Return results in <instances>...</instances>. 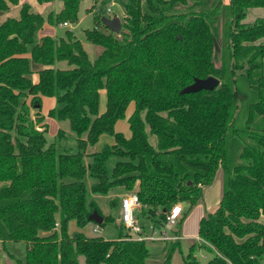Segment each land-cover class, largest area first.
<instances>
[{"label": "trees", "instance_id": "trees-1", "mask_svg": "<svg viewBox=\"0 0 264 264\" xmlns=\"http://www.w3.org/2000/svg\"><path fill=\"white\" fill-rule=\"evenodd\" d=\"M61 1L59 12L43 14L30 2L0 0V12L20 7L19 18L0 22L3 246L26 243L25 264H154L148 242L129 239L123 224L114 240L70 233L72 221L81 230L94 223L95 211L104 219L100 228L115 220L89 202L87 178L95 196L115 188L137 193L143 208L136 219L144 231L163 227L166 212L184 205L174 231L180 237L221 171V201L201 219L200 241L184 263L202 264L195 256L200 248L212 255L206 264H264V18L244 23L247 11L264 8V0H126L119 33L100 16L84 31L102 48L94 61L71 29L35 42L46 24L79 23L85 0ZM29 52L44 67L37 83ZM61 62L69 68H58ZM210 76L220 80L214 90L182 93ZM43 97L56 99L48 117L70 123L77 152L62 148L63 130L48 142ZM132 103L126 138L115 126ZM102 135L115 143L88 154ZM120 205V197L110 202L112 209ZM163 242L161 264H172L181 241Z\"/></svg>", "mask_w": 264, "mask_h": 264}, {"label": "rangeland", "instance_id": "rangeland-1", "mask_svg": "<svg viewBox=\"0 0 264 264\" xmlns=\"http://www.w3.org/2000/svg\"><path fill=\"white\" fill-rule=\"evenodd\" d=\"M27 1L28 0H22V2H27ZM30 1L33 8L36 11L41 12L43 14H46L51 10L55 12H59L63 7V3L61 0H55L51 4H38L35 0H30ZM112 2L114 3V5L111 7V11L109 12L108 9ZM125 2L126 0H98V2H96L95 0H85L82 2L79 11L80 23L76 27H74V31L77 34L78 38L81 40L84 49L86 50L92 61H94L99 56V54L102 51V48L88 41L84 34V31L86 29H92L94 27L95 16H100L102 19L119 17V19H121L122 21L125 15V8H124ZM229 2L230 0H223L224 4H228ZM90 9H93L92 12H89ZM15 10L16 8L8 12H0V16L10 17L11 16L10 13H12V11L15 12ZM258 18H264V8L249 9L247 11V17L244 20V23L247 25H251ZM221 22L222 21L219 22V29H221L222 27ZM53 28H55L54 30L56 31V35H61L64 33V29L61 27H53ZM31 63H32L31 69L33 71V79L37 80L36 71L38 70V68H40V66H38V64L34 62ZM216 65L217 66L220 65V60L216 62ZM57 67L61 69L69 68L66 62L59 63ZM102 94H105V92L103 91ZM104 104L105 103L103 100L102 105L104 106ZM56 105L57 103L55 104V106ZM133 110H134V104H131L127 110V114L130 115L133 112ZM62 126L66 133V139L62 143V148H64V150H67L70 153L77 152L76 135L71 131L70 123L68 121H64L62 123ZM55 135H52L50 132H48L47 139L49 143L54 142ZM104 145H105L104 142H100L95 146H89L87 153L90 154V153L100 152L103 149ZM85 161L86 163H89L91 161V158L87 156L85 158ZM115 162L116 159L114 158L111 159L109 161V167L112 168ZM222 177H223L222 172L219 171L217 175L218 180H216L217 181L216 183L218 184L221 183ZM87 183L89 187V194H88L89 202L91 200H95L99 205V208L101 209L102 213L104 215H110V214L113 215L115 220L113 222L107 223L105 226L101 228L99 227L98 231H95V228L97 226L95 223H92L87 228L81 230L78 228L76 222L72 221L69 227L70 233L73 234L74 232H84L89 237L100 236V237H104L107 240L117 239L119 237L122 220L119 215V210L116 208L112 209L110 206V202L116 197V194L119 193L126 194L127 192L124 189L115 188L112 189L107 196H95L92 194L90 190V187L93 184V180L87 178ZM175 228L173 229V232L175 231ZM169 236L173 237V235H169ZM148 246L154 252L155 247L152 245V243H148ZM26 249H27V244L24 242H7L4 246L0 242V264H25ZM188 251H189V244L188 242L183 241L181 251H177L173 255L172 264H185L183 256H185L188 253ZM195 256L197 257L200 263L206 264L212 255L205 252L203 249L199 248L197 249ZM81 261L83 262V258H81ZM150 262L154 264L163 263V255L154 256L150 260Z\"/></svg>", "mask_w": 264, "mask_h": 264}, {"label": "crops", "instance_id": "crops-1", "mask_svg": "<svg viewBox=\"0 0 264 264\" xmlns=\"http://www.w3.org/2000/svg\"><path fill=\"white\" fill-rule=\"evenodd\" d=\"M27 2L31 3L30 0H28ZM10 15H11L10 17L19 18V16H20V7H17L15 12L12 11V13H10ZM10 17H6V16L5 17H1L0 16V22H4L5 20H7ZM79 23H80V18H79ZM78 24H76V25L68 24L67 26L61 25L60 27L63 28L64 31L66 29H71L75 33L74 27H76ZM54 29L55 28H53L52 26H50L48 24L44 25L36 33L35 42L36 43H40L41 39L44 36L58 37V36L63 35V34L56 35V31ZM76 36H77V34H76ZM27 56L30 58L31 62H33L32 59H31V53L30 52L28 53ZM38 66H40V68H38V70L36 71L37 80L33 79V81L35 83H37L38 80H39L38 72L44 68L42 65L38 64ZM31 68H32V63H31ZM103 100H104V103H105L104 106L102 105L103 104ZM55 104H56V99L55 98H49V97H43L42 98L41 114L46 116V123L48 124L49 132L52 135H55V134L57 135L59 130H63L65 132V130H64L63 126H62L63 122H59V121H57V120H55V119H53L51 117H48V112L55 107ZM132 104H134V103H132ZM134 109H135V104H134ZM100 110H101V113L105 112V110H106V94H101ZM133 112H134V110H133ZM132 113L130 115H128L127 112H126V118L123 119V120L118 121L116 126H115L116 131L123 133L126 138H130L131 135H132L131 130H130V126H129V122H128V120H129L130 116L132 115ZM106 136L107 135H102L98 143L104 142L105 145H113L115 143L114 139L112 137H110V136H109L110 138L106 137ZM216 180H218V179L216 178L214 183L211 186L205 188V190H204V198H203L202 203L198 204L191 211V213L188 215V217L184 220L183 227H182V236L179 237V239L181 241V247H182V242L183 241L188 242L189 248L194 243H198L200 241L199 228H200L201 219L204 217L205 214L213 213L216 210V208L218 207V205H219V203L221 201V198H222V194H223V182L221 180V183L218 184V183H216L217 182ZM215 184H217V185H215ZM122 195H124V194L123 193H119V194H116V197H120L121 198ZM182 206H183V211H184L185 210V206L184 205H182ZM118 210H119V215L121 217V205H120V208ZM148 243H152V245L155 247L154 252H153L155 256L156 255H162V250L164 248V242L163 241L148 242Z\"/></svg>", "mask_w": 264, "mask_h": 264}, {"label": "built area", "instance_id": "built-area-1", "mask_svg": "<svg viewBox=\"0 0 264 264\" xmlns=\"http://www.w3.org/2000/svg\"><path fill=\"white\" fill-rule=\"evenodd\" d=\"M114 5L112 2L108 11H111V7ZM68 23L63 24L67 26ZM143 208L139 196L135 192H129L121 196V220L127 232L131 233L129 239L156 242V241H174L179 239L173 232V229L177 226L183 217L182 204L174 205L169 212H166V222L163 227L155 228L150 225L147 231H144L141 224L136 219V213ZM99 230V226H96L95 231ZM173 235V237L169 236Z\"/></svg>", "mask_w": 264, "mask_h": 264}, {"label": "water", "instance_id": "water-1", "mask_svg": "<svg viewBox=\"0 0 264 264\" xmlns=\"http://www.w3.org/2000/svg\"><path fill=\"white\" fill-rule=\"evenodd\" d=\"M104 24L108 26L115 33H119L121 30L122 22L119 17L102 19ZM220 85V80L216 77L210 76L206 79L196 78L194 82L187 86L182 93L190 94L197 93L203 90L212 91ZM90 219L94 221L97 226L103 223V216H101L97 211L91 214Z\"/></svg>", "mask_w": 264, "mask_h": 264}]
</instances>
